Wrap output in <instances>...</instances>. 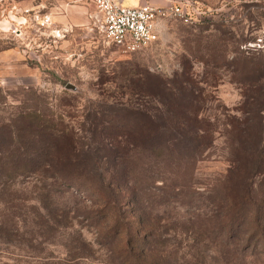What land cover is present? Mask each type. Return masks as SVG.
Here are the masks:
<instances>
[{
  "label": "rangeland",
  "instance_id": "374dc122",
  "mask_svg": "<svg viewBox=\"0 0 264 264\" xmlns=\"http://www.w3.org/2000/svg\"><path fill=\"white\" fill-rule=\"evenodd\" d=\"M194 1L206 12L198 22L164 18L159 39L131 53L106 42L89 0H0V135L16 134L25 116L35 114L85 138V122L95 112L113 110L114 103L159 105L145 88L150 82L152 90L171 83L190 64L194 96L189 102L181 97L177 105L181 111L198 110L213 129L214 142L193 172L186 167L174 175L183 184L180 199L168 197L164 189L167 207L161 212L171 225L167 234L183 239L175 248L178 259L189 251L191 231L208 226L215 190L229 181V120L249 114L248 90L233 78L244 71L243 59L264 53V0ZM133 4L135 0H125L126 6ZM147 72L154 77L147 78ZM120 116L105 119L126 117ZM1 148L0 264H116L99 243L98 227L83 216L90 200L82 202L63 183L54 182L39 163L11 167L13 159L6 156L11 147ZM101 209L95 205L99 216ZM128 215L135 223L132 212ZM82 240L88 257L80 259ZM249 254L246 264H264V256Z\"/></svg>",
  "mask_w": 264,
  "mask_h": 264
},
{
  "label": "trees",
  "instance_id": "16d2710c",
  "mask_svg": "<svg viewBox=\"0 0 264 264\" xmlns=\"http://www.w3.org/2000/svg\"><path fill=\"white\" fill-rule=\"evenodd\" d=\"M258 54L243 59L244 71L233 78L248 90L249 114L229 120V181L215 190L208 226L191 231L192 242L181 262L175 248L183 239L167 234L171 225L162 217L164 192L180 199L183 184L174 175L186 167L193 172L214 142L213 129L198 110L181 111L177 105L181 97L189 102L194 96L188 62L171 83L152 90L150 82L145 88L143 92L157 100L155 107L114 103L113 110L95 112L85 122V138L50 117L27 115L16 134L0 135V152L11 147L7 155L3 152L13 159L11 167L39 163L54 182L63 183L82 202L90 200L83 216L98 227L99 243L116 264H246L250 251L264 256V53ZM108 114L126 117L107 120ZM95 205L102 207V215ZM81 244L80 259L88 257L82 250L87 244Z\"/></svg>",
  "mask_w": 264,
  "mask_h": 264
},
{
  "label": "built area",
  "instance_id": "2783aa9c",
  "mask_svg": "<svg viewBox=\"0 0 264 264\" xmlns=\"http://www.w3.org/2000/svg\"><path fill=\"white\" fill-rule=\"evenodd\" d=\"M96 8L106 42L125 52L147 48L159 39V21L171 18L193 24L205 15L194 0H175L166 6L144 1L135 6L114 0H89Z\"/></svg>",
  "mask_w": 264,
  "mask_h": 264
},
{
  "label": "crops",
  "instance_id": "0c3cea01",
  "mask_svg": "<svg viewBox=\"0 0 264 264\" xmlns=\"http://www.w3.org/2000/svg\"><path fill=\"white\" fill-rule=\"evenodd\" d=\"M144 1H149L152 3L154 2L155 4H157L159 6H166L170 2L175 1V0H135V5H138L140 2H144Z\"/></svg>",
  "mask_w": 264,
  "mask_h": 264
},
{
  "label": "water",
  "instance_id": "95a60500",
  "mask_svg": "<svg viewBox=\"0 0 264 264\" xmlns=\"http://www.w3.org/2000/svg\"><path fill=\"white\" fill-rule=\"evenodd\" d=\"M115 2H117L120 5H125V0H114ZM126 6V5H125ZM131 6H135V4L131 5ZM67 88L72 89L75 88L74 85L72 84H68Z\"/></svg>",
  "mask_w": 264,
  "mask_h": 264
}]
</instances>
